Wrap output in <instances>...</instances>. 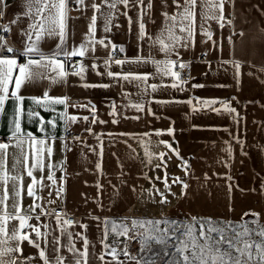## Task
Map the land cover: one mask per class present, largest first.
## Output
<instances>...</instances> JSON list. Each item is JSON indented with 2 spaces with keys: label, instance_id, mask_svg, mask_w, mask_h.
Masks as SVG:
<instances>
[{
  "label": "snow or ice",
  "instance_id": "snow-or-ice-1",
  "mask_svg": "<svg viewBox=\"0 0 264 264\" xmlns=\"http://www.w3.org/2000/svg\"><path fill=\"white\" fill-rule=\"evenodd\" d=\"M229 2L25 0V11L21 15L27 20V25L20 24V16L10 21V24L17 25L16 37L13 38L12 27L0 25V31L8 34L7 37L0 35V121L8 116L6 109L10 102L12 104L8 140L0 142V264H90L92 257L99 264H264V214L252 209L243 211L238 220L213 215L173 217L159 213L155 216L101 217L89 213L99 232L97 240H91L88 223L70 215L66 208L50 207L63 198L67 174V160H53L56 141L64 140V149L71 151L67 138L55 134L57 127L62 124L67 132L73 124L83 122L88 125L84 131L98 141L97 147L91 150L98 157L95 167L100 175H103L102 136L125 137V144L136 140L143 150L141 162L152 172L159 170L163 173L162 176L144 175L151 185L147 190L148 202L160 207L171 204L169 196H176L173 186L180 187V199L187 197L190 188L187 180L170 176L167 170L171 160L168 154L171 153L180 161L177 167L184 176H192L191 167L180 155L179 149L167 140H152L153 136L165 135L174 140L176 129L170 125L166 129L143 133L97 134L92 126L109 121L99 118L98 109L91 101L77 103L67 95L52 96L49 89L39 96L24 94L27 85L41 81H48L49 85L67 84L70 77L86 81L91 69L97 76L109 78L122 89L125 86L134 87L136 93L122 90L121 95L129 101L125 107L137 113L159 119L151 104H184L191 114L212 112L229 115L238 123L242 117L232 105V101L236 100L234 96L230 100L195 95L186 100L158 99L155 96L162 89L183 93L206 87L205 84L192 82L196 79L191 75L192 62L185 60L184 54L195 50L197 36L205 37V44L210 41L211 49L223 51L222 43L213 39L210 22H215L221 30L232 25L233 21L225 14V6ZM7 7V0H0V20L4 19ZM105 8L107 11H102ZM88 9H91L92 15L88 17L87 30L81 42L69 46L68 22L78 18L70 17V12L83 14ZM133 12L134 15H130ZM117 14L126 19L128 33L135 34L137 48L134 56H128L125 47L116 44L107 35L97 37L98 18L103 19V32L107 34L114 27H120L113 23ZM149 24L153 25L152 31H149ZM260 32L264 35V28ZM239 35L243 37L244 33ZM48 41H55V44L45 52L41 45ZM228 41L232 43L231 36ZM97 46L106 52L102 65L96 62L101 60L96 55ZM76 57L79 60L73 61ZM220 64L233 69L234 79L239 85L242 62L223 59ZM128 65H135L137 70L126 68ZM141 66H144L143 69ZM148 66H151L150 69ZM259 70L264 72V66ZM80 86L84 89H108L113 85L104 83L102 79L98 83L84 82ZM133 94L140 99L132 101ZM26 100L36 109L51 113V117L46 120L40 111L32 108L26 111ZM70 109H83L88 114L78 115ZM108 115L112 117V124L120 123L121 119H141L140 115L121 116L115 104ZM25 122L34 125L35 132L26 130ZM72 139L84 143L80 136H73ZM235 139L241 143L238 138ZM154 145L163 146L167 151L154 152ZM128 147L131 153H135L131 144ZM10 149H15L17 153L13 155L11 164ZM223 151L229 158L232 157L230 144ZM138 157L139 154L132 156L134 159ZM153 160L159 161L154 167ZM224 167L229 165L225 162ZM223 178L229 193L228 211L233 212L230 195L233 178L227 174ZM204 179L207 181L211 177L205 173ZM157 182L163 185L162 189ZM96 188L102 191L103 185L97 181ZM45 190L47 197L44 196ZM131 191L136 193L137 189L132 187ZM261 195H264V190ZM26 200L31 202L26 204ZM97 206L103 207L99 203ZM28 248L34 253L28 254Z\"/></svg>",
  "mask_w": 264,
  "mask_h": 264
},
{
  "label": "crops",
  "instance_id": "crops-1",
  "mask_svg": "<svg viewBox=\"0 0 264 264\" xmlns=\"http://www.w3.org/2000/svg\"><path fill=\"white\" fill-rule=\"evenodd\" d=\"M90 2L91 0H86V3ZM96 2L100 3V0H96ZM7 3L5 17L0 21L3 25L7 24L13 28L12 35L15 38L17 25L10 24V21L20 16V24L27 25V20L21 15L25 11V0H7ZM102 11L106 12L107 9H102ZM225 14L228 19L233 21L231 26H226L221 30L215 22H210L211 31L214 34L213 39L222 43V52L211 49L210 41L207 44L203 43L205 37L197 36L195 50L184 54V59L192 62L191 75L196 78L192 82L205 84L206 87L183 93H173L171 90L162 89L155 96L158 99L175 98L177 100H186L192 95L224 100H230L234 96L236 100L232 101V105L242 117L238 123L233 121L229 115H216L212 112L191 114L187 105L184 104H151L150 107L156 112L159 119L137 113L134 109L125 107L129 101L121 95L122 90L136 93L137 90L134 87L125 86L122 89L116 82L110 81L107 77L97 76L91 69H89L86 81H81L79 77H70L67 84L49 85L48 81H41L27 85L24 94L39 96L45 89H49V94L52 96L67 95L77 103L91 101L98 109L99 118L109 121L105 124L92 126L93 131L97 134L143 133L166 129L171 125L176 129L174 140L173 137L167 135L153 136L152 140L162 139L172 142L173 147L178 148L180 155L189 163L192 176L185 177L181 169L177 167L180 161L169 153L171 160L167 170L170 176H180L187 180L190 188L185 198L200 215L229 216L238 220L242 212L249 209L264 214V195H261V191L264 190L262 187L264 186V72L259 70L264 66V35L260 32V29L264 28V0H230L225 6ZM91 15V9L83 14L79 11L70 12V17L78 18L69 19L68 22L69 46L81 42L83 34L87 30L88 17ZM130 15H134V12ZM113 23L119 24L120 27H114L110 33L105 34L103 19L98 18L97 37L101 38L107 35L116 44L123 45L128 56H134L137 48L136 37L134 33H128L126 19L117 14ZM152 30L153 25L149 24V31ZM234 32L237 34L233 35ZM240 32L244 33L243 37L239 35ZM229 36L232 38L231 44L228 41ZM54 44L55 41H48L41 47L45 52H48L54 47ZM97 47L96 55L101 57V60L96 62L102 65L106 52L99 46ZM205 52L206 56L203 55ZM73 59L79 60L78 57ZM223 59H236L242 62L239 85L234 79L233 69L229 66H221L220 61ZM209 63L211 67H209ZM143 67L141 66L142 69ZM148 67L150 69L151 66ZM225 67L228 68L227 71L224 70ZM126 68L137 70L135 65H128ZM114 70L118 69L114 68ZM102 79L104 83H112L113 86L108 89H84L80 86L84 82L98 83ZM220 85H226V87H220ZM139 99L140 97L135 94L131 96V100L134 102ZM113 104L117 106L121 116L140 115L141 119L139 121L121 119L120 123L112 124L110 122L112 117L108 113ZM29 108L40 111L46 120L51 117V113L36 109L30 101L26 100V111ZM11 110L10 102L6 109L8 116L0 121V142L8 140V121L11 119ZM70 111L78 115L88 114L83 109H70ZM24 126L26 130L35 132L34 125L25 122ZM87 126L80 122L73 124L67 132L62 124L56 129L55 134L58 137L67 138V142L71 145V151L64 149V140L56 141L53 160L60 162L66 159L67 174L63 198L56 200L55 204L50 207L66 208L70 215L88 223V235L91 240L96 241L99 232L95 222L88 215L89 213L101 217L155 216L159 213L169 215L185 199L179 198L180 187L173 186L172 191L176 196H169L171 204L163 207L150 204L147 190L151 188V185L148 180L144 179V175L162 176L163 173L159 170L152 172L149 167H146L141 162L143 150L137 141H128V144H131L135 149V153H131L128 144L123 142L126 138L122 136L111 138L107 135L102 136L103 175H100L95 167L98 157L91 150L97 147L98 141L95 136L84 131ZM71 135L80 136L84 143L74 141ZM234 137L238 138L241 143H237ZM229 144L232 148L231 158L223 151ZM152 150L154 152L167 151L163 146L155 145ZM14 154H17L16 150L10 149V164ZM135 154H139V157L134 159L132 156ZM158 162V160H153V167ZM225 162L229 165L228 168L224 167ZM205 173L211 177L210 180L205 181ZM213 173L218 175H213ZM225 174L233 178L230 182L233 184L230 194L233 212L228 211L229 193L223 178ZM59 176L60 173L57 172V177ZM97 181L103 185L102 191L97 190ZM157 186L163 188L159 182H157ZM132 187L137 189L136 193L131 191ZM44 196L47 197V190H45ZM30 202V200L25 201L26 204ZM98 203L103 207H98ZM98 249L99 246H97ZM26 251L30 255L34 253L31 248ZM90 264H99V262L92 257Z\"/></svg>",
  "mask_w": 264,
  "mask_h": 264
},
{
  "label": "rangeland",
  "instance_id": "rangeland-1",
  "mask_svg": "<svg viewBox=\"0 0 264 264\" xmlns=\"http://www.w3.org/2000/svg\"><path fill=\"white\" fill-rule=\"evenodd\" d=\"M187 214L200 215L198 211L194 209L191 203L185 198L184 200L181 201V203H179L177 208L169 215L173 217H183Z\"/></svg>",
  "mask_w": 264,
  "mask_h": 264
},
{
  "label": "built area",
  "instance_id": "built-area-1",
  "mask_svg": "<svg viewBox=\"0 0 264 264\" xmlns=\"http://www.w3.org/2000/svg\"><path fill=\"white\" fill-rule=\"evenodd\" d=\"M71 7H75V5H71ZM0 25H3L2 24V21H0ZM0 35H4V36H8V34L7 33H3L2 31H0ZM73 61H78V60H76V59H73ZM72 137H73V135H72ZM5 142H7V139L5 140ZM74 216V215H73ZM75 218H77L76 216H74Z\"/></svg>",
  "mask_w": 264,
  "mask_h": 264
}]
</instances>
